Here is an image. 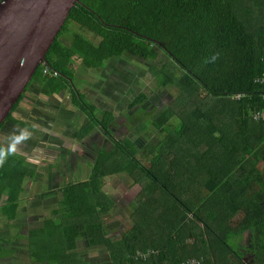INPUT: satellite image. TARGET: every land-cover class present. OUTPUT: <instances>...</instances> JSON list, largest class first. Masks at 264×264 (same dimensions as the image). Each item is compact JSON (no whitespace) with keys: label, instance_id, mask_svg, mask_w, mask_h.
<instances>
[{"label":"trees","instance_id":"16d2710c","mask_svg":"<svg viewBox=\"0 0 264 264\" xmlns=\"http://www.w3.org/2000/svg\"><path fill=\"white\" fill-rule=\"evenodd\" d=\"M78 2L45 55L58 76H44L39 66L0 129L9 121L23 132L30 128L12 113L31 83L41 98L65 94L73 108L80 103L93 111L74 87V59L97 70L124 55L137 58L150 63L157 90L172 88L176 96L144 126L162 136L155 149L148 148L145 163L133 142L124 140L126 133L112 139L109 112L101 120L90 113L94 126L82 128L79 138L98 127L102 136L95 141L102 147L90 148L89 178L66 184L52 216L29 232L30 259L100 264L99 254L77 252L82 240L106 252L105 264H264V119L254 118L264 115V86L256 82L264 74V0ZM64 34L68 44L59 41ZM148 99L140 93L129 108ZM172 120L177 122L169 129ZM36 175L24 156L0 144L4 222L15 219L25 184ZM117 175L133 181V193H125L122 183L115 198L105 191ZM115 205L120 211L128 206L131 215L127 230L111 236L104 218ZM246 206L249 212L233 223ZM245 239L250 247L241 243Z\"/></svg>","mask_w":264,"mask_h":264},{"label":"rangeland","instance_id":"374dc122","mask_svg":"<svg viewBox=\"0 0 264 264\" xmlns=\"http://www.w3.org/2000/svg\"><path fill=\"white\" fill-rule=\"evenodd\" d=\"M72 30H74V27L71 28L69 31H72ZM68 37H69V34L68 35L64 34L61 37H59V41L61 39L65 44H68L69 43ZM71 64L73 66L77 65L78 64L77 60H73ZM149 69H150V63L148 64L144 61L138 60L137 58L124 55L120 59L112 62L108 66V69L106 72L99 71L100 75L88 78L91 80L95 79V81L96 79H99L96 81L98 83H100V81L103 82V88H101L100 86L98 87V89L94 88L90 91H88V88L86 87V83H85L86 81H88V79L84 78L86 74L80 75L79 74L80 72L77 71L76 76L75 75L73 76L74 87L77 91H79V93L83 95L84 93H86L85 94L86 96L85 104L88 103L86 105L93 107V111L90 110L87 106L83 108L84 109L83 111L80 103H78L79 104L78 107L73 108L71 105V100L65 94H62V96H60L61 97L60 98L61 101L59 102L60 107L57 104H54L51 106L46 105L47 106L46 107L44 106L43 101L39 102L38 100H36L35 105L37 107H43V106L46 107L45 109L46 114H48V119L51 120L47 122V126H50V127L53 126L56 128L59 125L58 123L53 122L52 120L61 121L63 125H66V129H64V131L68 132L66 133L67 137L61 140V144L63 145L68 144L71 147H73V145L77 146L78 143L81 142L78 147H74L71 150L69 158H67L64 162L53 161L51 163H45V164L36 163L32 165L33 168L37 169V175L35 177V180L31 182L41 183L38 185L37 188L34 189V193L37 191L38 193H40L39 198L41 201L46 202L50 198L56 197L57 199L56 204H58V201L61 196V189L64 188L66 184L74 182L73 180L71 181L70 178L73 179L74 177L79 175L73 172V170L79 169L80 167V165L77 164V161L79 160V158L82 159L81 152L89 153L87 148H89V146H92V144H94V146H97V147H102L101 142L99 141L96 142L94 139L90 137L89 138L86 137L88 139H86V141H83L85 140V138L84 137L79 138L78 132L80 133L83 132L82 128H85L87 126H89L90 128L94 126L92 123H90L89 125V121L87 119V117L90 116V113L93 114L96 120H101L102 117H104V115L102 114L101 107L98 106L96 102H94L93 98L99 95L100 92L104 91L105 89L111 86H114L115 84H116V88L120 89L118 90V93L120 94V97H123V101L120 98V101H118L116 104L117 106L116 108L118 109H116L115 112L111 111V114L109 113L110 116L113 118V120L111 121V123H109V125L115 124L117 126V127H114L116 128V130L114 131L115 133L111 134L112 139L117 138V137L119 138V136H122L126 132V130L129 129L130 132L126 133L124 140L132 141L133 145L139 152V157L137 156V158L141 160L143 163L146 162L145 160H146V153L149 150L148 148L151 147L152 149H155L156 147L154 146L156 145L157 141L161 140L162 136L154 132L152 127L147 126V128H144V126L145 124H147L150 118L158 112L157 111L158 108L161 109L166 104L170 105L176 96V90L172 88H167L164 90H157L155 86L156 81L150 78L151 74L149 73ZM100 76L102 77V79L99 78ZM138 80H140V83H142V85L140 84L139 88L136 87V83ZM108 82L110 83V85H106ZM143 85H144V88H143ZM30 88H31L30 93H27L24 96V98L27 99L28 101L29 100L33 101L31 99L33 98L32 94L34 95L37 94L38 88L34 87V85H31ZM112 89L114 90V87ZM122 89L125 90L126 93L129 91L130 94L128 95L124 93ZM137 91L139 92L143 91L146 95L149 96L148 101H150V103L149 105H147L146 103V105L147 107L151 108L150 109L151 114L147 122L146 121L141 122L140 120H142V116H138V117L136 115L134 116V113L131 110H128V107L130 106V104H128L127 101L129 102L133 97H135L136 96L135 93ZM116 100L117 99L115 97V102ZM27 108L28 109L30 108L29 104H27ZM27 108L22 107L21 108L22 110L17 112L18 114L16 118L18 120L24 119L26 121L29 120L33 122V119L30 118L33 109L27 110ZM154 108H156L157 110L155 111ZM36 111H40V110L36 109L33 111V113ZM143 112H144L143 108L139 109L138 111V113L141 115H143ZM128 115H132L133 117L128 116ZM35 116L39 118V116H37L36 114ZM137 118H139L140 120H138ZM12 119L15 121L14 118ZM104 119L106 120V117ZM39 120H42V119H39ZM176 122L177 121L172 120L168 128L171 129L176 124ZM33 127L37 128L40 126L39 124H34ZM89 127L87 128V130L89 129ZM55 128H54V131H55ZM143 128L145 130H143ZM96 129L98 130V127H96ZM57 131H63V130L57 129ZM137 132H140L141 136L140 134H138L139 136L136 135ZM70 133H75L77 135L75 139H73L76 141H73L72 138H68L69 136L71 137ZM99 133L102 136V132L99 131ZM38 134L39 133L37 132H32V131H27V130L23 132V130L15 126V124L12 123V121H9V122H6L0 129V144L6 148H10V149L13 148L17 154H19V152H22L26 157H29V159L32 158L34 161L38 156L41 155L39 152L36 153L37 149L39 150V148H41L39 144L42 142L41 141L42 137L38 136ZM88 135H90V133H88ZM83 147H85L86 149H84ZM61 151L66 152V149H62ZM151 153L152 152H150L149 154ZM68 161H71V165H73V167L68 169L69 173L71 174L70 176L67 174H64V172L59 173V169L70 167V165L68 166ZM53 163L55 165H52ZM51 166H54L55 168H57L56 170L57 172L54 175L55 178H50V179L42 178L44 174H41L39 172L45 173L48 170H50L47 167H51ZM41 167H45V168H41ZM82 167L84 169L82 175L84 177L88 176L89 172L87 169L88 168L87 165L82 166ZM38 168L40 169L38 170ZM126 180H127L126 178L124 180V177L120 175L112 177L110 180L107 181V185L105 186L106 187L105 191L109 193L110 195H112V198H115L117 195V192L119 194L120 183H122V186L123 184H125V186L127 185V187L123 189L125 193H129V194L133 193V190L136 188V186L133 185V181L126 182ZM27 182L29 183V181ZM40 186H42L41 190H39ZM49 191L52 193L49 194ZM120 193H122V190H120ZM30 194L31 193H29L28 195ZM25 196H27V194H24L22 196V199L19 201L20 207L17 213L16 220H14V222H11L10 226L4 228L3 232H2V228L5 225L0 227V249L2 252L1 256H3V258L6 256L3 250L8 249L9 247H15L18 250V259L14 258L11 261H9V263H5V264H28L24 261V256H23L24 248L22 249L21 247L23 244L22 241L25 238L22 235L27 234L26 229L28 228L27 225L30 222V220H27L28 216L30 215L29 211L32 208V202L36 201L37 197L32 200V198L35 196L33 197L31 196L25 197ZM48 205L50 209L52 206H55V204L53 203L48 204ZM250 209L251 208L248 206L244 207L239 213L235 215V217L233 218V223H236L243 215L249 212ZM130 215H131V210L129 209L128 206L124 207L123 210L121 211L119 210L117 205H115V207L112 208V211H110L109 217L107 219L104 218V222L106 220L105 226L109 225L113 229L112 232H110L111 236L123 234L127 230V228L129 227L128 219L130 218ZM31 226L35 228V225H31ZM32 231H29V232H32ZM29 232H28V237H29ZM2 235H4V240L7 242L6 246L3 241ZM241 243L243 244L244 247H250L249 245L250 241L248 239L243 240ZM82 248H85V250H82V251L79 250L82 252V256H89L90 258L91 257L94 258L96 257V255L94 254H99L98 257H100V261H101L100 264L106 263L108 259L106 252H101L97 248L90 249V248H87L86 246H82ZM248 255L249 254H247V259L250 260L251 257ZM25 258H30L29 257V245H28V255H26ZM30 264H33L32 260Z\"/></svg>","mask_w":264,"mask_h":264},{"label":"crops","instance_id":"0c3cea01","mask_svg":"<svg viewBox=\"0 0 264 264\" xmlns=\"http://www.w3.org/2000/svg\"><path fill=\"white\" fill-rule=\"evenodd\" d=\"M120 59V58H119ZM74 60H77V59H74ZM115 60H118V59H111L108 63H107V65L104 67V68H102V69H97V70H94V69H89V70H86V69H84V68H82L81 67V65H80V61L79 60H77V65H75V66H73L72 64H71V69H72V71H73V76L75 75L76 76V74H77V71H79L80 73V75H82V74H86V76L84 77L85 79H88V78H90V77H95V76H98V75H100V73H99V71H101V72H106L107 71V69H108V66L112 63V62H114ZM76 68H78V69H76ZM100 79H102V77L100 76L99 77ZM97 80H99V79H96V81ZM95 81V79L93 80H91V79H88V81H86L85 83H86V87L88 88V91H90V90H92V89H94V88H97L98 89V87H100L101 86V88H103V82L102 81H100V83H98V82H96ZM140 84L142 85V83H140V80H138L137 81V83H136V87L137 88H139L140 87ZM32 85H34V87H37L38 88V85L36 84V83H34V84H32ZM106 85H110V83L108 82ZM85 87V86H84ZM114 87V90L112 89ZM115 88H116V84L114 85V86H111V87H109V88H107V89H105L104 91H102V92H100L99 93V95H97L95 98H93L94 99V102H96V104L98 105V106H100L101 107V110H102V114L103 113H106V112H109L110 114H111V111H114L115 112V110L116 109H118V108H116L117 106H116V104H117V102L118 101H120V98H121V100L123 101V97H120V94L118 93V90H120V89H117L116 88V90H115ZM143 88H144V85H143ZM112 90H113V92H112ZM122 91L124 92V93H126V91L125 90H123L122 89ZM30 93V92H29ZM140 93H144L143 91H141V92H139V91H137L135 94H136V96H138ZM126 94H130V92L128 91ZM33 95V98H31L33 101H31V100H27V99H25L24 98V100L18 105V108L16 109V111H14L13 113H12V116H13V118L16 120V121H23V122H25L27 125H29L30 126V128H28L27 129V131H32V132H37V133H39L38 134V136H41L42 137V139H41V143L39 144V146L41 147V148H39V150L37 149V151H36V153H40L41 155L40 156H38L34 161H33V159L31 158V159H29V157H26L22 152H19V154L20 155H22V156H24L25 157V160H26V162H27V164L28 165H34V164H36V163H42V164H45V162L43 161V159L46 157V155H45V153H47V152H49V153H51V155L49 156V159H48V161H47V163H51V162H53V161H56V162H64L67 158H69V156H70V151L74 148V147H78L79 146V144L81 143V142H79L78 143V145L77 146H75V145H73V147H71L70 145H68V144H61V140L62 139H65L66 137H67V135H66V133H68V132H65L64 131V129H66V125H63L62 123H61V121H54V120H52L53 122H56V123H58L59 125L55 128V127H50V126H47V122L48 121H51L50 119H48V114H46V111H45V109H46V105H54V104H57L59 107H60V96H62V94H60V95H58V96H51V97H49V98H41L39 95H38V93L37 94H32ZM122 95V94H121ZM135 96V97H136ZM84 97H86L85 95H84ZM115 97H116V102H115ZM135 97H133L129 102L127 101V103L128 104H130L131 103V101L135 98ZM35 98V99H34ZM92 99V100H93ZM27 100V101H26ZM36 100H38L39 102H42L43 101V104H44V106H46V107H37L36 105H35V102H36ZM146 103H147V105H149V103H150V101H148L147 100V102H145L143 105H142V107L141 108H143V115H141V114H139L138 113V111H139V109H141L140 107H137V108H133V109H130L129 107H128V110H131L133 113H134V116L136 115L137 117L138 116H142V120H140L139 118H137L138 120H140L141 122H147V120L149 119V116H150V114H151V112H150V109L151 108H148L147 110H146V107H147V105H146ZM27 104H29L30 105V108L29 109H33L32 110V113H31V119H33V122H31V121H26V120H24V119H22V120H18L17 118H16V116H17V112H19V111H21L22 109V107H26L27 108ZM40 106V105H39ZM28 108H27V110H29ZM40 110V111H36V112H34L37 116H39V118H37L36 116H35V114L33 113V111L34 110ZM154 110L156 111L157 109L156 108H154ZM113 113V112H112ZM63 116V115H62ZM101 116V115H100ZM128 116H131V117H133L132 115H128ZM41 117V118H40ZM98 118H99V116H98ZM39 119H42V120H39ZM56 119V118H55ZM34 124H39V126L40 127H33V125ZM41 126H42V128H41ZM113 126V127H112ZM114 127H117L115 124L113 125H111V126H109V129H110V131L111 132H113V131H115L116 130V128H114ZM54 128H55V131H54ZM57 129L59 130V129H62L63 131H57ZM38 130V131H37ZM94 130V131H93ZM91 132H89L90 133V135H88V136H86V137H90V138H94L95 137V139L94 140H99V138H100V133H99V129L97 130L96 128H94ZM143 130H145L144 128H143ZM73 132V131H72ZM128 132H130L129 130H126V132L125 133H128ZM71 134V137L69 136L68 138H72V140L73 139H75V137L77 136L75 133H70ZM138 134H140V132H137V134L136 135H138ZM139 136V135H138ZM140 136H141V134H140ZM86 137H84L85 138V140H83V141H86V139H88V138H86ZM83 138V137H82ZM145 139V138H144ZM103 140V139H102ZM73 141H76V140H73ZM82 141V142H83ZM105 145H107V143L105 144ZM94 146V144H92V147ZM108 146V145H107ZM84 149H86L85 147H83ZM91 148V146H89V148H87V150H88V152L89 153H83V152H81L82 153V159L81 158H79V160L77 161V164H79L80 165V167H79V169H74L73 170V172H75L76 174H79L78 176H76V177H74L73 179H71L70 178V180L72 181H74L73 183H77V182H83V181H85V180H87L88 178H89V175H90V169H91V167H90V162H91V160H92V156H93V149H90ZM62 149H66V152H62L61 150ZM16 153V152H15ZM17 154V153H16ZM68 163H70V167H66V168H63V169H59V173L60 172H64V174H67V175H71L70 173H69V171H68V169L69 168H71V167H73V165H71V161H68ZM52 165H55L54 163L52 164ZM87 165V169H88V172H89V174H88V176H83L82 174H83V171H84V169H83V167L82 166H86ZM69 166V165H68ZM41 168H45V167H41ZM47 168H49L50 170H48L47 172H45V173H43V172H39V173H41V174H44L43 175V177L42 178H45V179H50V178H55L54 177V175L56 174V170H57V168H55L54 166H51V167H47ZM36 169V168H35ZM40 168H38V170H39ZM37 170V169H36ZM39 184H41L40 182H31V181H29V183L28 182H26V184H25V187H26V191H25V194H27V197H33V196H35V197H33L32 198V200L34 199V198H36V201H34V202H32V208L30 209V215L28 216V219L27 220H30V222L28 223V225H27V234H21L22 236H24L25 238L23 239V241H22V249L24 248V253H23V256H24V261L26 262V263H28V264H30V262H31V260H30V258H25V256L26 255H28V245H29V241H28V232L29 231H32V230H36V229H38V228H40V226H42V224H43V221H45V220H47V219H49L51 216H52V212L58 207V204H56L57 203V199H56V197H52V198H50L49 200H47L46 202H44V201H41L40 200V193H38V191L37 192H35L34 193V189L35 188H37L38 187V185ZM41 187L42 186H40L39 188V190H41ZM29 193H31L30 195H28ZM52 192H50L49 191V194H51ZM38 195V196H37ZM61 197V196H60ZM22 199V196L20 197V200ZM51 203H53V204H55V206H52L51 207V209H50V207H49V205L48 204H51ZM20 207V206H19ZM19 211V210H18ZM18 213V212H17ZM16 218H17V216L15 217V219L14 220H16ZM14 220L13 221H11V222H14ZM11 222H8V223H6V222H4V220H3V218H2V215H1V211H0V227L1 226H4L3 228H2V232L4 231L3 229L4 228H6V227H8V226H10L11 225ZM16 223H17V221H16ZM31 225H35V228L34 227H32ZM26 226V225H25ZM25 230V231H26ZM2 234V233H1ZM3 236V241H4V243H5V246L7 245V242L4 240V235H2ZM19 242V241H18ZM19 244V243H18ZM82 246H85V244L83 243V241L81 240V241H79L78 242V249H77V252L79 253V254H81L82 255V250H85V248H82ZM81 247V248H80ZM87 247V246H86ZM80 248V249H79ZM87 248H89V247H87ZM21 249V250H22ZM90 249H92V248H90ZM94 249V248H93ZM79 250H81V251H79ZM4 252H5V257L3 258V256H1L2 255V252H1V249H0V264H5V263H9V261H11L12 259H14V258H17L18 259V250H17V248H15V247H9L8 249H6V250H3ZM34 264V263H33Z\"/></svg>","mask_w":264,"mask_h":264},{"label":"water","instance_id":"95a60500","mask_svg":"<svg viewBox=\"0 0 264 264\" xmlns=\"http://www.w3.org/2000/svg\"><path fill=\"white\" fill-rule=\"evenodd\" d=\"M78 0H0V127Z\"/></svg>","mask_w":264,"mask_h":264},{"label":"built area","instance_id":"2783aa9c","mask_svg":"<svg viewBox=\"0 0 264 264\" xmlns=\"http://www.w3.org/2000/svg\"><path fill=\"white\" fill-rule=\"evenodd\" d=\"M42 67V74L48 78H55L58 76L57 72L52 71L47 65L46 63H42L41 64ZM256 82L259 83L260 85L264 86V74L262 75V77L260 79H256ZM263 99H264V94L262 95ZM255 119H264V115L262 113H258L254 116ZM188 264H199L197 260H192L189 261Z\"/></svg>","mask_w":264,"mask_h":264},{"label":"clouds","instance_id":"9594fccd","mask_svg":"<svg viewBox=\"0 0 264 264\" xmlns=\"http://www.w3.org/2000/svg\"><path fill=\"white\" fill-rule=\"evenodd\" d=\"M41 66V65H40ZM158 111H159V108H158Z\"/></svg>","mask_w":264,"mask_h":264},{"label":"flooded vegetation","instance_id":"af4514ba","mask_svg":"<svg viewBox=\"0 0 264 264\" xmlns=\"http://www.w3.org/2000/svg\"><path fill=\"white\" fill-rule=\"evenodd\" d=\"M86 93H84V95H85ZM71 152V151H70Z\"/></svg>","mask_w":264,"mask_h":264}]
</instances>
